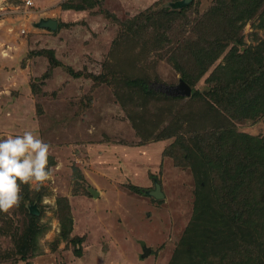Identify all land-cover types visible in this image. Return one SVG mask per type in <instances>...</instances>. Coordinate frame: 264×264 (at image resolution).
Segmentation results:
<instances>
[{
	"label": "rangeland",
	"instance_id": "obj_1",
	"mask_svg": "<svg viewBox=\"0 0 264 264\" xmlns=\"http://www.w3.org/2000/svg\"><path fill=\"white\" fill-rule=\"evenodd\" d=\"M253 1L3 0L0 139L33 131L50 145L52 177L38 190L21 184L19 206L0 211V264H169L190 226L200 179L178 164L186 160L178 138L230 126L264 139V81L230 68L264 47V0L255 10ZM50 17L54 30L35 25ZM223 30L218 45L213 33ZM193 39L220 51L203 69L201 59L180 54ZM181 73L198 96L158 89L178 83ZM136 77L160 92L132 87ZM215 94L225 101L216 103ZM262 159L254 182L218 181L236 196L230 210L246 213L254 198L259 230ZM154 181L161 198L146 192ZM76 235L83 239L73 244ZM144 245L150 251L143 256Z\"/></svg>",
	"mask_w": 264,
	"mask_h": 264
},
{
	"label": "trees",
	"instance_id": "obj_2",
	"mask_svg": "<svg viewBox=\"0 0 264 264\" xmlns=\"http://www.w3.org/2000/svg\"><path fill=\"white\" fill-rule=\"evenodd\" d=\"M256 1L258 0L253 1L254 10L257 7ZM230 17L225 16L221 19L225 18L223 21L229 26ZM224 32L223 30L213 33L215 34L213 39L218 45L220 43L218 41L222 40L221 37ZM216 48L218 49V47L204 46L200 44L198 39H193L184 45V49L180 54L183 57L182 59L187 56L186 61L188 56L192 55L193 61L201 59L202 62L197 65L199 69H203L213 60L216 54H219L220 51L218 52ZM254 53L257 55H254L252 60H250L251 56H246L248 64L241 62L239 59L230 68L238 72V77L247 72L254 80L261 78L264 81V47ZM179 78L187 82L191 88L190 81L183 73ZM146 81L142 77H136L129 79L128 83L132 87L140 88L150 96L160 92L149 88ZM208 93L212 95L211 90ZM231 93H229V97L232 95ZM199 94V90L193 89L189 96H198ZM169 96L180 97L182 95ZM214 99L218 104L225 101L223 96L219 97L217 94L214 95ZM180 118L184 120L183 117L180 116ZM188 121L184 120L189 127L190 123ZM172 132L175 131L169 133ZM162 136L157 137L161 138ZM178 142L186 143L184 146L178 145L179 147H177L180 151L179 155L182 158L186 157V160L183 159V162L178 164L190 165L200 179L198 181L199 187L197 186L198 189L195 192V204L189 220L190 226L188 225L189 227L187 226L185 229L181 246L172 254L169 264H264V253L261 254L264 242L260 240V235L257 234L258 232L264 234V229H258V226L261 225L258 223L259 219L256 220L257 216H254V198L251 199L248 196L247 203L250 207L246 213V210L237 211L235 208L230 210L227 202H231V198L236 196L233 197V195L228 194L227 189L221 190L220 186L222 184L218 182L221 178L224 180L225 176L240 177L235 187L246 182H254V178L259 176L258 168L263 162L264 139L257 135L237 132L230 126H214L208 131L203 128L198 129L188 139L181 135ZM239 150L241 158L237 157ZM74 173H79V177H82L79 169H74ZM250 189L254 190V187L250 186ZM246 190H249V188ZM68 223L70 224L71 221ZM65 231L64 226L62 232ZM73 237H76L71 240L73 244H76L77 241L80 243L83 239L80 235ZM27 248V246H23L19 249L21 256H25L28 251ZM73 251L76 254L81 252L79 247L74 246Z\"/></svg>",
	"mask_w": 264,
	"mask_h": 264
},
{
	"label": "clouds",
	"instance_id": "obj_3",
	"mask_svg": "<svg viewBox=\"0 0 264 264\" xmlns=\"http://www.w3.org/2000/svg\"><path fill=\"white\" fill-rule=\"evenodd\" d=\"M49 155L50 145L30 130L0 139V211L19 206L21 184L38 190L51 179Z\"/></svg>",
	"mask_w": 264,
	"mask_h": 264
},
{
	"label": "water",
	"instance_id": "obj_4",
	"mask_svg": "<svg viewBox=\"0 0 264 264\" xmlns=\"http://www.w3.org/2000/svg\"><path fill=\"white\" fill-rule=\"evenodd\" d=\"M189 1L190 0H180V2L178 3L181 5H184L185 3ZM35 25L38 27H47V28L54 30L57 25V20L51 17L50 18H40L37 22H35ZM158 89L170 95L181 94V93L190 94L191 92V88L189 84L181 78H179L178 83L173 84V85L159 84ZM153 184H154L153 188L146 190L147 194H150L155 198H161L162 196H164L163 190H161L160 183H158V181H154ZM90 192L93 194V196H96L98 194V190L94 188H90ZM143 251L144 253L142 255L144 256L145 254L149 253L150 248L144 245Z\"/></svg>",
	"mask_w": 264,
	"mask_h": 264
},
{
	"label": "built area",
	"instance_id": "obj_5",
	"mask_svg": "<svg viewBox=\"0 0 264 264\" xmlns=\"http://www.w3.org/2000/svg\"><path fill=\"white\" fill-rule=\"evenodd\" d=\"M26 1H27V3H29V4L31 3V0H26Z\"/></svg>",
	"mask_w": 264,
	"mask_h": 264
}]
</instances>
